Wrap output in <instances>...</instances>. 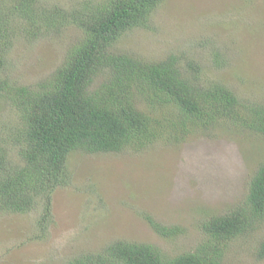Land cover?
I'll list each match as a JSON object with an SVG mask.
<instances>
[{
  "label": "rangeland",
  "instance_id": "1",
  "mask_svg": "<svg viewBox=\"0 0 264 264\" xmlns=\"http://www.w3.org/2000/svg\"><path fill=\"white\" fill-rule=\"evenodd\" d=\"M80 1L97 0H40L67 9ZM11 13L0 0V19ZM149 14L145 25L118 40L117 50L144 60L174 54L184 66L197 65L204 83H223L245 101L264 103V0H157ZM12 27L0 28V41L8 44L1 71L29 87L49 76L80 36L68 27L44 38L35 31L30 39L24 29ZM3 97L0 168L15 171L24 164L21 118ZM163 139L141 152L70 155L69 177L36 207L0 212V264H67L115 239L148 243L172 257L205 240L201 224L213 215L249 208L245 198L264 161V136L213 128L183 142ZM152 221L180 232L167 238ZM263 236L264 215L227 243L224 262L264 264L257 255Z\"/></svg>",
  "mask_w": 264,
  "mask_h": 264
},
{
  "label": "trees",
  "instance_id": "2",
  "mask_svg": "<svg viewBox=\"0 0 264 264\" xmlns=\"http://www.w3.org/2000/svg\"><path fill=\"white\" fill-rule=\"evenodd\" d=\"M3 3L12 13L0 19V28L12 24L15 32L24 29L31 34L30 39L35 31L47 37L68 27L80 36L35 87L3 76L1 69L7 65L3 47L8 44L0 41V96L20 115L24 159L15 171L0 168V212L36 207L38 199L42 201L64 177L67 180L68 157L77 150L141 152L163 138L183 142L196 131L213 128L264 136V103L245 101L223 83H204L197 65L184 66L174 54L144 60L115 48L128 30L150 20L157 0L80 1L68 9L40 0ZM4 160L0 152V166ZM245 201L249 208L203 222L207 237L194 250L167 257L151 244L115 239L67 264H226L227 243L264 215V161L249 182ZM42 221L40 226L46 228ZM154 226L167 238L180 232ZM257 255L264 258V236Z\"/></svg>",
  "mask_w": 264,
  "mask_h": 264
}]
</instances>
